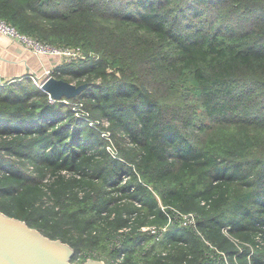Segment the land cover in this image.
<instances>
[{
	"label": "trees",
	"instance_id": "trees-1",
	"mask_svg": "<svg viewBox=\"0 0 264 264\" xmlns=\"http://www.w3.org/2000/svg\"><path fill=\"white\" fill-rule=\"evenodd\" d=\"M0 20L80 48L53 77L87 85L0 86L1 212L83 263L264 264V0H0Z\"/></svg>",
	"mask_w": 264,
	"mask_h": 264
},
{
	"label": "water",
	"instance_id": "water-1",
	"mask_svg": "<svg viewBox=\"0 0 264 264\" xmlns=\"http://www.w3.org/2000/svg\"><path fill=\"white\" fill-rule=\"evenodd\" d=\"M87 88L55 77L48 79L43 90L56 99L75 98ZM75 250L59 239H51L27 222L0 211V264H75ZM82 264H105L88 259Z\"/></svg>",
	"mask_w": 264,
	"mask_h": 264
},
{
	"label": "crops",
	"instance_id": "crops-1",
	"mask_svg": "<svg viewBox=\"0 0 264 264\" xmlns=\"http://www.w3.org/2000/svg\"><path fill=\"white\" fill-rule=\"evenodd\" d=\"M61 60L59 57L34 54L19 39L0 33V83L56 69L62 65Z\"/></svg>",
	"mask_w": 264,
	"mask_h": 264
},
{
	"label": "built area",
	"instance_id": "built-area-1",
	"mask_svg": "<svg viewBox=\"0 0 264 264\" xmlns=\"http://www.w3.org/2000/svg\"><path fill=\"white\" fill-rule=\"evenodd\" d=\"M0 33L2 35L9 36L11 38L19 39L34 54L41 55V56H45V55L46 56H58L59 58H61L64 61L63 63L78 61V60H82L85 58V56H84V54L80 48H67V49L53 48L49 45H46V44H43L37 40H34L28 36H24V35L19 34L13 26H11L10 24H8L7 22H5L3 20H0ZM54 72H55V69H46L42 74L34 73L31 75H28V77H30V79L33 80L40 89H42L44 83L48 79L53 78ZM12 82H15V81H12ZM4 84H6V83H0V86H3ZM56 100L57 99L54 98L53 96L50 97V101L52 103H54ZM63 102H65V100H63ZM77 116L82 117V115H80L79 113ZM107 136H109V135H107ZM109 151L112 154H115V151L112 147H109ZM183 217L185 218L187 224L195 225L196 216L194 214H189V215H186ZM75 257H76L75 264H82L83 263V261L80 262L81 257L79 255H78V257L77 256H75ZM87 259H93V258L89 257Z\"/></svg>",
	"mask_w": 264,
	"mask_h": 264
},
{
	"label": "rangeland",
	"instance_id": "rangeland-1",
	"mask_svg": "<svg viewBox=\"0 0 264 264\" xmlns=\"http://www.w3.org/2000/svg\"><path fill=\"white\" fill-rule=\"evenodd\" d=\"M53 57H58V56H53ZM64 61L63 60H61V63H63ZM42 74V73H41ZM66 98V97H65ZM63 99V98H62ZM66 99H69V98H66ZM63 101V100H62ZM66 102V101H65ZM67 103V102H66ZM69 103H71V102H69ZM95 257H93V259H95V260H100V261H103V262H105V264H109V262L107 261L108 259L105 257V258H101V257H98L97 255H94Z\"/></svg>",
	"mask_w": 264,
	"mask_h": 264
}]
</instances>
